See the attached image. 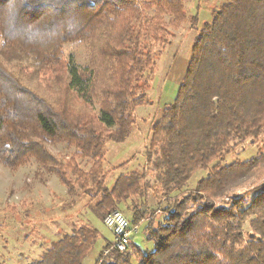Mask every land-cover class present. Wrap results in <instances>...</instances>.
<instances>
[{
    "label": "trees",
    "instance_id": "16d2710c",
    "mask_svg": "<svg viewBox=\"0 0 264 264\" xmlns=\"http://www.w3.org/2000/svg\"><path fill=\"white\" fill-rule=\"evenodd\" d=\"M196 22L184 0H0V163L14 170L42 157L101 221L123 208L132 226L148 222L150 252L106 243L96 264H264V0H226L196 29L177 96L150 127L143 169L106 186V143L128 136L136 108L151 104L165 46ZM70 44L85 46L86 63L64 56ZM3 62L50 90L23 87ZM68 94L93 112L99 101L98 111L76 112ZM39 142L74 152L55 157ZM246 144L256 156L224 162ZM199 169L205 177L184 194ZM79 214L27 264H84L100 235Z\"/></svg>",
    "mask_w": 264,
    "mask_h": 264
},
{
    "label": "rangeland",
    "instance_id": "374dc122",
    "mask_svg": "<svg viewBox=\"0 0 264 264\" xmlns=\"http://www.w3.org/2000/svg\"><path fill=\"white\" fill-rule=\"evenodd\" d=\"M225 1L184 0L188 14L197 19L196 25L188 28L189 25L185 23L175 32L170 44L165 46L156 62L151 88L147 93V99L151 104L136 108L134 124L125 140L120 143L112 141L106 143L104 168L105 171H109L106 180L108 188L113 186L120 173L143 169L150 127L159 119L165 106L172 103L177 96L179 85L188 69L196 29H199L203 23L209 22L211 12L218 9ZM63 54L66 58L72 55L75 62L80 65L86 63L89 58L88 50L79 44L66 45ZM3 65L10 72L19 74L16 77L23 87L37 85V90L44 95L50 90L51 83L36 80L38 78H34V75L26 70L23 73L17 69H11V63L3 62ZM61 89V86H58L50 92L56 93ZM64 101L69 108L83 113L92 112L93 114L100 106V102L96 100L93 112L90 107L84 106L71 94L66 95ZM39 145L55 157L58 155L64 158L74 152L72 149H65L64 145L57 142H39ZM256 151L254 145L246 144L241 149L238 147L236 152L227 156L224 162L228 164L233 160H249L256 156ZM42 160V157L39 159L30 157L25 164L14 170L0 163V263L27 264L36 259L43 252L47 242L56 240L62 233H70L71 226L68 218H74L80 213L79 215L95 227L100 235L84 260V264H96L106 243H113V235L88 208V198L80 197L78 194L77 196L67 195L59 178L49 171L50 165H47V169L41 166ZM126 163L128 164L125 167L120 168ZM206 173L204 169L194 172L186 183L184 194L193 190ZM248 187L247 184L245 188ZM119 211L129 219L123 208ZM159 216H161L160 213L154 214L155 219H159ZM147 224L148 222L145 221L137 225V232L130 237V243L138 247L142 253L151 251L144 236Z\"/></svg>",
    "mask_w": 264,
    "mask_h": 264
},
{
    "label": "built area",
    "instance_id": "2783aa9c",
    "mask_svg": "<svg viewBox=\"0 0 264 264\" xmlns=\"http://www.w3.org/2000/svg\"><path fill=\"white\" fill-rule=\"evenodd\" d=\"M102 222L114 237L112 249L120 253L126 252L129 247L130 237L137 232V226H132L129 220L117 210L106 214Z\"/></svg>",
    "mask_w": 264,
    "mask_h": 264
}]
</instances>
